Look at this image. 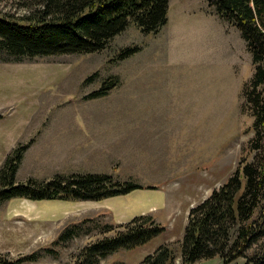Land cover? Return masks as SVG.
<instances>
[{
	"label": "rangeland",
	"instance_id": "obj_1",
	"mask_svg": "<svg viewBox=\"0 0 264 264\" xmlns=\"http://www.w3.org/2000/svg\"><path fill=\"white\" fill-rule=\"evenodd\" d=\"M38 6L35 0H0V16L22 22ZM167 18L156 34L130 21L95 53L20 61L0 53V168L16 146L31 141L15 183L106 174L141 186L128 195L135 209L144 208L135 205L140 199L168 203L144 213L165 229L161 235L98 264H139L163 244L172 247L171 264L181 261L189 204L206 199L254 155L253 119L242 112L253 65L239 31L207 0H169ZM133 46L140 50L116 60ZM106 88L102 97L84 98ZM159 168L168 177H158ZM22 200L40 207L20 211ZM77 202L1 201L0 256L14 261L33 253L37 260L22 264H75L84 247L116 231L108 211L73 206ZM75 223L81 224L77 236L60 241Z\"/></svg>",
	"mask_w": 264,
	"mask_h": 264
},
{
	"label": "trees",
	"instance_id": "obj_2",
	"mask_svg": "<svg viewBox=\"0 0 264 264\" xmlns=\"http://www.w3.org/2000/svg\"><path fill=\"white\" fill-rule=\"evenodd\" d=\"M168 1L35 0L38 9L22 22L0 16V53L12 61H20L99 52L130 21L143 33H158L168 20ZM207 1L220 19L239 31L251 54L253 74L242 90V112L253 119L254 135L249 149L254 155L249 163L241 161V166L225 183L188 211L179 242L181 262L195 264L219 258L221 264H264V0ZM139 50L138 46L124 48L116 60H124ZM107 90H98L84 98L102 97ZM30 144L31 141L16 146L5 158L0 168V202L12 198L101 201L142 189L133 183L113 181L108 175H55L40 184L15 183V173ZM80 225L64 228L59 240L76 237ZM115 230L112 236L84 247L75 264H98L113 253L139 248L165 231L151 215L135 217ZM36 260L33 253L14 261L0 256V264ZM173 261L172 247L163 244L139 264Z\"/></svg>",
	"mask_w": 264,
	"mask_h": 264
},
{
	"label": "crops",
	"instance_id": "obj_3",
	"mask_svg": "<svg viewBox=\"0 0 264 264\" xmlns=\"http://www.w3.org/2000/svg\"><path fill=\"white\" fill-rule=\"evenodd\" d=\"M129 77L133 78L134 75H130ZM119 83L120 82L118 81L117 84H119ZM127 86H128V81H127ZM129 97H130V95H128V98ZM125 114L128 116L129 122L133 124V122L129 118L128 107L125 110ZM126 136H128V135H126ZM127 140L128 141L130 140L129 136H128ZM128 164L131 165L130 163H128ZM163 169H164V166H163ZM163 169L162 170L160 169L161 172L158 175V177H168L163 172ZM70 175H73V174H70ZM84 175H106V174H84ZM136 185H138V184H136ZM137 190H141V189H137ZM130 193H128L126 195H122V196L106 198V199L101 200V201H79L75 204L69 203V205H72V204H73V206L79 205L80 208H85L86 210L97 209V211H99V212L104 211V210L108 211L110 216H111V223L114 224L115 226L124 225V224L128 223L129 221H131L135 217L146 215V214H144L145 212H148L147 214H152L153 211H155V212L160 211L164 206L168 205L166 199L164 197H160V196H159L160 198L158 199V202H155L154 204H148L145 200L140 199V200H137L135 203V205L137 204L138 206L144 207L142 209V211H140L138 209H135V207L133 206L134 203L131 202L130 200H128L129 199L128 195ZM203 200H205V199H202L201 201H203ZM21 202L22 203H20L21 204L20 205V207H21L20 211H25V210L33 211V210H36L37 208L40 207L34 203L26 204L27 200H22ZM122 204H124V205L121 206ZM146 204H148V205L145 206ZM159 205H161V206H159ZM189 207L191 209L193 206L191 207V205L189 204ZM16 211H17V209H16ZM99 212H96V214ZM175 264H182V262L180 260L175 261Z\"/></svg>",
	"mask_w": 264,
	"mask_h": 264
}]
</instances>
